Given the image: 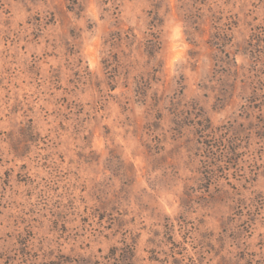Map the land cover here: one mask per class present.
<instances>
[{
	"label": "rangeland",
	"instance_id": "374dc122",
	"mask_svg": "<svg viewBox=\"0 0 264 264\" xmlns=\"http://www.w3.org/2000/svg\"><path fill=\"white\" fill-rule=\"evenodd\" d=\"M0 264H264V0H0Z\"/></svg>",
	"mask_w": 264,
	"mask_h": 264
}]
</instances>
